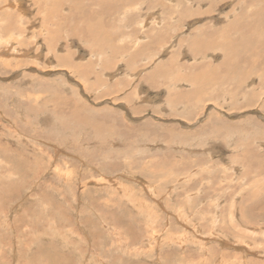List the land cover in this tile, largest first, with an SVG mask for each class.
Instances as JSON below:
<instances>
[{
    "label": "rangeland",
    "instance_id": "374dc122",
    "mask_svg": "<svg viewBox=\"0 0 264 264\" xmlns=\"http://www.w3.org/2000/svg\"><path fill=\"white\" fill-rule=\"evenodd\" d=\"M0 264H264V0H0Z\"/></svg>",
    "mask_w": 264,
    "mask_h": 264
},
{
    "label": "bare ground",
    "instance_id": "6f19581e",
    "mask_svg": "<svg viewBox=\"0 0 264 264\" xmlns=\"http://www.w3.org/2000/svg\"><path fill=\"white\" fill-rule=\"evenodd\" d=\"M64 62V61H63Z\"/></svg>",
    "mask_w": 264,
    "mask_h": 264
}]
</instances>
